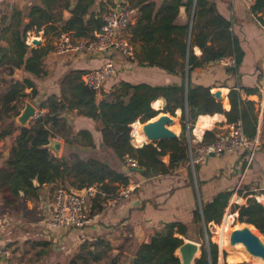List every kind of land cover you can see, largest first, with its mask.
Instances as JSON below:
<instances>
[{
  "label": "trees",
  "instance_id": "16d2710c",
  "mask_svg": "<svg viewBox=\"0 0 264 264\" xmlns=\"http://www.w3.org/2000/svg\"><path fill=\"white\" fill-rule=\"evenodd\" d=\"M95 1L77 0L72 9L66 6L71 13L67 21L56 16L52 7L53 0H41L31 6L25 15L27 23H22L21 12L12 14L10 21L14 23H0V142L11 138L18 131L9 156L4 158V165L0 168V201L3 207H12L16 200L38 198L43 185H62L74 190L96 187L105 196L114 195L119 187L130 185V173L148 179L170 175L179 166L187 165L188 147L183 135L173 140H161L139 147H134L131 143L132 124L136 121L144 124L159 114L150 107L151 102L159 96L166 100L165 112L173 116L175 109L182 110V131L186 133L192 129L199 115L217 113L224 115L228 124L240 122L243 133L248 138L255 136L254 105L242 101L236 82L229 87L227 98L230 110L227 112L211 96L210 86L191 82L190 74L194 70L220 62L226 57L234 60V67L222 66L223 73L227 77L236 76L243 57L237 39L229 30V23L220 16H215L213 5L206 0H196L195 3L193 0H163L158 9L155 0H127V6L138 9L135 24L128 26L135 62L140 66L155 67L177 75L182 79L181 85L151 87L120 82L108 93L101 92V99L97 101V94L82 82L85 72L68 71L60 79V96H50L40 101L34 80L39 81L46 75L43 59L51 51V47L27 45V32L43 31L44 36L49 33L54 34L53 36L69 33L77 39H93L94 32L102 28V16L107 12L103 8L98 12L93 11ZM181 7L185 8L188 19L192 18L191 26L190 22L183 25L176 23ZM251 12L263 13L264 0H254ZM192 47L199 48L200 57L193 54ZM107 54L110 53L105 52L103 55ZM17 69L23 72L21 81L13 78ZM186 69L189 73L187 113L183 86ZM221 84L226 87L231 85L224 82ZM26 89L30 93H25ZM26 100H35L37 108L46 112L38 114L29 127H21L16 124L15 119ZM74 110L78 116L91 119L96 124L103 151L112 154L122 171L94 158L81 159L73 153L67 159L53 156L47 146L56 135L67 146L69 143L86 149L95 148L90 132L84 130L74 135L67 132V123L61 118V114ZM68 135L71 136L70 141L67 139ZM214 142V133L205 131L198 146L204 147ZM127 158L134 161L135 167L126 166ZM34 180L37 187L33 184ZM190 184L192 185L191 178ZM199 194L202 195L201 189ZM250 194L244 188L237 191V195L244 199ZM231 195V191H221L206 203L201 199V214L196 205L192 212V226L201 224L202 218L205 226L209 223L219 224ZM99 196L92 199L93 203L100 202ZM232 213H237L236 220L239 223L252 226L264 236V207L254 198H247L244 205H233ZM200 234L201 232L196 231L190 236L189 226L182 222L162 223L161 229L136 249L129 264H181L176 250L184 240L178 236L201 241ZM82 248H86V245ZM87 254L98 260L99 255L90 250ZM218 258L217 245L207 241L201 246L200 255L193 264H217Z\"/></svg>",
  "mask_w": 264,
  "mask_h": 264
},
{
  "label": "crops",
  "instance_id": "0c3cea01",
  "mask_svg": "<svg viewBox=\"0 0 264 264\" xmlns=\"http://www.w3.org/2000/svg\"><path fill=\"white\" fill-rule=\"evenodd\" d=\"M39 1L41 0H0V23H12L13 21H10L12 14L18 12H21L23 16L22 23H27L28 20L25 15H27L30 7L38 4ZM155 1L156 9H158L163 0ZM195 1L193 0L194 3ZM76 2L77 0H53L52 7L56 16H59L63 21H67L71 17V13L65 7L68 6L72 9ZM206 2L213 5L215 16H220L222 20L229 23V30L237 39L243 57L236 76L227 77L223 73L224 68L219 62L194 70L190 74V79L194 84L210 86V93L217 90L221 91L223 98L217 102L221 104L222 109L226 112L230 110L227 95L230 91L229 87L234 86L233 82L237 84V91L242 101L251 102L254 105L256 113L255 136L259 139L260 145L252 163L247 166L245 154L241 151L209 157L204 163L197 165L195 170H191L185 164L179 166L172 174L165 176L145 179L138 174L130 173L128 174L131 179L130 185L119 187L117 190L118 193L122 189H131L127 198L115 199L114 195L116 194L109 196L95 195L94 197H100V202L94 201L93 203V201H90L88 204V211L92 215H97L92 223L82 229H61L52 233L46 230L45 224L49 218L51 197L55 185H43L39 190L38 198L19 200L23 202L24 210L23 213L18 214V220L12 218L7 212L3 213L11 221L6 228L0 229V246L9 254L5 258V264H44L49 261L50 257L44 249L46 242L49 240L44 243L38 241L36 239L39 237L38 232H31L34 229L43 231L48 239H53V243L56 241L64 244L65 242L68 247L64 244V251L66 252H70L76 245L82 243L81 248L85 244L93 250H95V247L99 249H109L111 247L114 248V253H119L118 250H120V255L128 256L130 260L136 249L141 244L147 243L153 234L161 229L162 223L178 221L192 226V212L195 210L196 205L199 207L201 214V199L206 203L218 192L231 191L233 194L235 189L242 190L244 188L251 193L247 198H254L264 207V12L252 13V5L247 6L240 0H206ZM118 4L127 5V0H96L93 11L98 12L100 8H103L109 12L115 9ZM134 10L136 13L129 26H133L137 20L138 9ZM191 21L192 18L189 17L188 19L185 8L181 7L176 23L183 25L190 22L191 26ZM26 35L29 39H38L36 36H39L44 39L45 43L47 38H49L48 42L54 38L51 43V51L46 56L47 61L43 62V70L46 75L39 81L34 80L38 90L37 97L40 101L50 96H60V79L68 71L87 72L99 68L109 60L115 64L116 73L104 84L101 91L103 93H108L114 85L120 82L131 85L146 84L151 87L182 84V79L177 75L169 74L159 68L144 67L136 62H129L118 53L109 52V55L93 56L80 53L59 55L54 49L57 35L53 36L54 34L49 33L44 36L43 31L36 32L34 30L27 32ZM30 36L33 37L30 38ZM69 36L74 38L72 34H69ZM42 43L40 42L39 46L45 45H42ZM192 51L196 57H200L201 51L199 48L192 47ZM188 77L189 73L186 69L183 81L184 100L185 82L188 85ZM13 78L21 81L23 78L22 70H15ZM222 82L231 85L222 86ZM101 92L97 95V101L101 99ZM25 93H30V90L26 89ZM165 106L166 100L162 96L157 97L150 104L153 110L160 113L158 115L162 113L169 114L164 111ZM37 109L40 112L39 114L46 112V110ZM181 116L182 110L180 108L175 109L172 118L176 134L182 130ZM61 118L66 120L67 130H70L71 135L72 126L73 135L86 130L91 133L93 138L94 149L81 148L74 144L71 153L78 155L81 159H97L107 163L110 167L114 164L116 169L122 171V167L119 166L120 164L116 162L112 154L109 151H103L100 144V132L97 131L96 124L91 119L78 116L75 110L63 112ZM136 122L140 123L139 121ZM230 125L222 114L199 115L190 130L192 144H199L205 131L215 133L227 129ZM17 135L18 131L11 137L10 142L12 144ZM52 140L59 143V148L57 152L51 151V153L54 157L61 158L65 143L57 135ZM4 143V141H1L0 146ZM131 143L134 147L143 144L134 141L132 131ZM68 149H70L69 146ZM103 155L106 158H103ZM190 178L192 185L190 184ZM199 189L202 190V195L199 194ZM46 190L49 191L45 194L44 191ZM194 195L196 200H194ZM20 196L22 198V194ZM88 198L86 197V200ZM247 198H241L243 205L246 203ZM232 200L234 201V198ZM0 205L4 210H12L13 208L3 207L1 201ZM25 211H30L31 214L36 213L37 219H29ZM234 214L237 216V213ZM178 237L185 239L182 236ZM88 242L93 243L89 244ZM128 253L131 254L128 255ZM98 259H100V255Z\"/></svg>",
  "mask_w": 264,
  "mask_h": 264
},
{
  "label": "built area",
  "instance_id": "2783aa9c",
  "mask_svg": "<svg viewBox=\"0 0 264 264\" xmlns=\"http://www.w3.org/2000/svg\"><path fill=\"white\" fill-rule=\"evenodd\" d=\"M247 6H251L254 0H240ZM135 10L127 5H120V10L115 9L106 12L103 18V26L98 32H94L93 39H77L69 36L68 33H59L55 39L54 49L57 54L65 55L68 53H80L87 55H101L105 52H114L123 56L129 62H135L134 48L129 41L127 29L130 21L135 15ZM32 39L26 38V44L31 46ZM220 64L227 68L234 67V60L230 57L222 58ZM115 64L109 60L96 69L85 72L82 76L83 84L97 95L102 91L104 84L115 75ZM215 142L201 147L198 144L191 146L190 139H187V166L194 169L195 166L204 163L211 154L222 155L225 153H242L245 154L247 166L254 160L259 139L254 136L248 138L244 135L241 123L231 124L227 129L219 130L214 133ZM125 164L128 167H135L134 161L127 158ZM85 192L82 196L75 195L70 189L55 185L49 211V218L45 224L46 230L50 233L61 229H82L92 223L97 215H92L86 211V197H94L102 195L96 187L84 188ZM130 190L122 189L116 192L115 199L127 198ZM238 188L230 198H235V202L241 198L237 195ZM263 196V195H262ZM264 197V196H263ZM259 203V202H258ZM11 221L5 215H0V229L6 228ZM8 252L0 246V264L2 256L8 257Z\"/></svg>",
  "mask_w": 264,
  "mask_h": 264
},
{
  "label": "rangeland",
  "instance_id": "374dc122",
  "mask_svg": "<svg viewBox=\"0 0 264 264\" xmlns=\"http://www.w3.org/2000/svg\"><path fill=\"white\" fill-rule=\"evenodd\" d=\"M32 37L33 36H30V38H32ZM36 38H38L40 40V42H43L42 45L45 44L44 46H47V47H51L52 46L51 43L54 40V38H53V40L50 39V42H48L49 38H47V41L45 43L43 38H40L39 36H36ZM33 39L34 38H32V40ZM31 46L35 47V45H33V44H31ZM46 61H47V57H44L43 62H46ZM27 102L30 103L32 106H34L36 108V110H37L36 116H37L40 112L37 109L38 105H37V103H35V100L34 101L28 100ZM33 120L34 119H32V120H30L28 122L27 127L30 126V124L32 123ZM140 125H143V124L140 123ZM181 127H182V125H181ZM71 130H72L71 133L73 135L72 126H71ZM69 131H67V132H69ZM177 135H179V137H182V135H183V137L186 138V141L188 139L187 138V133L182 131V130H180V132ZM67 139H68V141L71 140L69 135L67 136ZM189 139H190V142L192 143V140H191L190 136H189ZM10 140H11V138H7L6 140H3L5 143L0 146V166L4 165V163H3L4 162V158L9 156L10 149H11V146H12V143L10 142ZM147 143H150V142L148 141V142L143 143V144H147ZM68 146L70 147V149H68ZM68 146H66V145L63 146V156H61V158L62 157L65 158V159L69 158V155L71 154V150L73 149L74 144L71 145V144L68 143ZM191 146L195 147L194 144H191ZM79 154L81 155V153H79ZM103 158H106V156L103 155ZM111 166L113 168H115L114 164L111 165ZM47 191H49V190L44 191L45 194L47 193ZM94 198H88L87 200H85L87 213H88V204ZM237 202L238 203H236L235 200L233 201L232 198H230V203L228 202L227 208L224 211V214H223L221 222L219 224H214L213 223L214 224V228H212V229L209 228V226H208L209 224L206 227H204V225L200 224V223L196 227L189 225L190 236L194 235L196 231L201 232V234H200L201 235V241H196L192 237H190L192 239L186 238V239H184V242L194 241V242H196V243H198L199 245L202 246L207 241H210L211 243L216 244L217 247H218L219 258H218V263L217 264H224L225 262L229 263V262H227V259H226L227 252L223 248H221L220 243L218 241V236L215 234V227H218V226L221 227V225L223 223L224 216L226 214L234 215V213H232V206L233 205H238V206L243 205L241 200L237 201ZM23 205H24L23 202L19 201V200H16V203L13 204L12 210H9V209L8 210H4L1 207V205H0V215H3V213L7 212L9 215H11L12 218H14L15 220H18V214L23 213V210H24V206ZM25 212H26V216L29 219H31V220L37 219V214L36 213L31 214L30 211H25ZM236 218H237V216H235V217H233V219H231V223L234 224V225L230 224V229L229 230H231V232L236 230V229H240V228L246 226L245 224L239 223L236 220ZM36 231L39 234V237L36 238V239H38V241H41V242L44 243V242H46V240H49V241L46 242L47 244H45L46 246L44 247V249H46V253L48 254V256L50 258H49V261L47 263H44V264H128L129 263L128 256L120 255V252H121L120 250H118L119 253H114L113 252L114 248H111V247H109V249H104V248H100L99 249L98 247L94 246L95 250H93V249H91L90 246H86V248H81V245H82V243H81V244L76 245L72 250H70V252H66V251H64V247L66 246L65 242H64L65 246H64V244L57 243L56 241H55V243H53V239H48V237L44 235L43 231L34 229L31 232H36ZM256 235L260 236L261 238L263 237L262 235H260L258 233L257 230H256ZM262 239L264 240V237ZM88 243L90 244V243H93V242H88ZM103 249L105 250V252H104ZM88 250H90L93 253L99 254L100 255V259L94 260L93 257H91V256H89L87 254ZM130 254L131 253H128V255H130ZM251 260H253V261H251L250 263L248 261H246V262L241 261V262H238V263H243L244 262L246 264H252L253 262H255L256 264H264V262L261 261L262 259H260V261H258V259L255 260L254 257H253V259H251Z\"/></svg>",
  "mask_w": 264,
  "mask_h": 264
},
{
  "label": "water",
  "instance_id": "95a60500",
  "mask_svg": "<svg viewBox=\"0 0 264 264\" xmlns=\"http://www.w3.org/2000/svg\"><path fill=\"white\" fill-rule=\"evenodd\" d=\"M120 10V4L116 6V12L118 13ZM32 44L35 46L40 45L39 39H33ZM219 63V62H217ZM187 85L185 82V111L187 113V106H186V90ZM211 96L216 101L222 100L221 91L217 90L211 93ZM37 110L34 106H32L27 101L24 102L23 109L20 111L18 117L15 119V122L21 127H27V124L30 120L35 119ZM173 116L170 114L162 113L161 115L155 116L153 119L149 120L148 122L142 125V132L147 141L150 143L158 142L161 140H173L179 137V135L175 134L171 130L168 129L169 125L173 122ZM190 136V131L187 132V138ZM47 148L50 151L57 152L59 148V143L54 142L52 139L49 142ZM214 156L211 154L209 157ZM132 170H137L136 168H132ZM34 186H38L36 180L33 181ZM75 195L79 197L83 195L85 189L82 190H74L70 189ZM202 224L205 226L203 218ZM209 228H214L213 223H209ZM241 243L245 250L253 257H258L264 260V244L260 240V238L253 234L251 230L245 226L242 229H237L231 232L229 237V245L235 246L236 244ZM201 250V245L194 241H187L184 242L177 250L176 256L179 258L181 264H193L194 260L199 257ZM5 256H2V263L5 264ZM133 257H130L131 261Z\"/></svg>",
  "mask_w": 264,
  "mask_h": 264
},
{
  "label": "bare ground",
  "instance_id": "6f19581e",
  "mask_svg": "<svg viewBox=\"0 0 264 264\" xmlns=\"http://www.w3.org/2000/svg\"><path fill=\"white\" fill-rule=\"evenodd\" d=\"M169 127H168V129L171 130L172 132H174L176 134L175 128L173 126V122H172L171 125H169ZM132 128H133V130H132V137H133V139H134V141L136 143H146V142H148L146 140L143 132H142V125H140V123H137V122L133 123L132 124ZM233 217H235V214L234 215H232V214H226L224 216L223 223H222L221 227H219V226H218L219 228L218 227H215V234L218 236V241L220 243L221 248H223L227 252V256H226L227 262H229V263H238V262H241V261H244V262L248 261L250 263L251 261H253V260H251V259H253V256H251L245 250L244 246L241 243H238L235 246H230L229 245V237H230V234H231V230H229V229H230V224H232L231 223V219H233ZM232 225H234V224H232ZM246 226L251 230V232L253 234L256 235V230L252 226H250V225H246ZM242 228H240V229H242ZM258 237L260 238V240L264 244V240L262 239L264 236L262 238L260 236H258ZM254 259L255 260L258 259V261H260V258H258V257H254ZM261 261L264 262V260H261ZM252 264H256V263L253 262Z\"/></svg>",
  "mask_w": 264,
  "mask_h": 264
}]
</instances>
